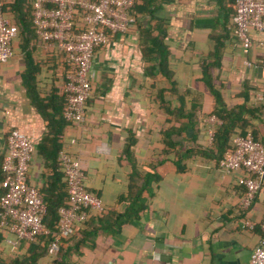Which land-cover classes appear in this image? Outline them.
Returning <instances> with one entry per match:
<instances>
[{
    "label": "crops",
    "instance_id": "obj_1",
    "mask_svg": "<svg viewBox=\"0 0 264 264\" xmlns=\"http://www.w3.org/2000/svg\"><path fill=\"white\" fill-rule=\"evenodd\" d=\"M234 1L136 0L135 23L126 32L109 33L107 43L94 50L85 119L65 128L66 133L61 131L65 149L78 158L86 187L98 194L104 207L115 211L123 207L117 197L126 192L129 172L121 151L127 129L135 137L132 150L138 165L153 164L159 178L137 218L117 233L98 231L92 244L86 242L70 254L68 264H251L250 252L264 237L259 228L264 220V183L245 214L252 228H240L244 214L238 207L236 177L241 171L221 173L212 160L197 154L176 170L173 152L161 151L159 135L169 115L157 95L172 98L168 82L156 70L161 54L174 90L178 94L188 90L199 112H208L211 103L200 81L201 63H215L210 68L215 87L228 105H245L247 128L264 144V70L254 65L264 61V32L252 30L250 47L242 52L231 33ZM160 31L164 48L157 50L150 38ZM20 42L17 33L9 59L0 63V160L7 131L17 128L34 144L27 178L39 185L49 170L37 144L53 133L47 116L51 95L61 93L62 59L35 37L29 42L37 66L36 99L21 78L26 65ZM171 104L177 101L172 98ZM7 251L3 245L1 256Z\"/></svg>",
    "mask_w": 264,
    "mask_h": 264
},
{
    "label": "built area",
    "instance_id": "obj_2",
    "mask_svg": "<svg viewBox=\"0 0 264 264\" xmlns=\"http://www.w3.org/2000/svg\"><path fill=\"white\" fill-rule=\"evenodd\" d=\"M134 0H31V23L38 39L62 54L68 65L62 85L64 106L62 117L79 125L84 122V107L90 95L89 69L94 50L109 40V33L126 32L136 21L130 12ZM80 13L78 26L72 27V15ZM252 30L264 32V0H235L231 15V33L243 53L251 44ZM17 34L16 26L1 10L0 0V63L11 55V41ZM244 64H249L246 59ZM264 70V61L254 64ZM261 94L258 95L260 99ZM207 144L221 119L213 113L200 118ZM73 138L69 139L72 143ZM231 150L217 161V170L229 174L240 170L236 183L242 187L238 207L244 214L239 219L240 228H252L246 217L251 202L264 183V144L250 133H232ZM34 151L30 138L10 128L5 136V148L0 160L2 179L0 186V230L3 241L13 248L19 239L33 240L47 233L42 222L45 204L38 185L27 178L28 164ZM56 161L66 187L67 205L57 210L56 236L47 245L48 254L55 255L58 238L69 236L83 222L89 212L104 209L100 197L89 191L83 181V171L77 157L65 148L57 151ZM264 234V220L259 223ZM251 264H264V237L250 252Z\"/></svg>",
    "mask_w": 264,
    "mask_h": 264
},
{
    "label": "trees",
    "instance_id": "obj_3",
    "mask_svg": "<svg viewBox=\"0 0 264 264\" xmlns=\"http://www.w3.org/2000/svg\"><path fill=\"white\" fill-rule=\"evenodd\" d=\"M30 2L31 0H1V10L17 28V33L21 40L19 48L22 49L26 65L21 78L25 80V88L29 92L34 93L37 99L33 78L37 71V66L31 58V45L29 42L33 37L36 39L38 37L31 23ZM132 6L130 12L134 14ZM79 15L78 10H75L72 15L73 28L78 26ZM162 36L163 32L160 31L159 35L150 38L153 44H158L157 50H161L163 47L161 44ZM54 55L56 58L62 59L63 70L61 77L63 85L68 65L63 61L62 54L55 51ZM214 65L215 63H201L200 81L203 82L211 97L210 109L205 113L198 111L199 104L188 95V90H185L183 94L176 93L174 90L175 82L164 56L160 54L155 64L156 70L169 84V95L177 101L176 105L171 104L172 98H163L161 92L157 95L159 104L169 115L168 125L159 130L161 151L163 153H167L168 151L173 152L174 158L172 162L176 170H182L184 160L195 154L212 160L216 166L218 159L225 152L231 150L229 139L232 133L245 134L248 132L255 139H258L252 130L247 128L248 122L243 115L247 110L245 105L243 103L228 105L221 92L215 87L210 72V68ZM60 92V94L51 95L49 100L51 112L47 116V121L49 125L53 126V133L43 137L37 144V153L42 157L44 165L49 170L43 176V181L38 185V191L45 204V214L43 215L42 222L45 228L48 229V232L36 235L33 240L19 239L16 241L15 246L10 248L4 243L3 232L0 230V264H68L70 254L78 252V247L86 244V242L92 244L98 231L110 234L117 233L123 224L137 218L140 212L145 209L147 199L152 194V183L156 182L159 178L153 171V164L147 163L141 167L138 165L132 150L135 137L133 136V132L127 129L128 135L121 151L129 164V172L127 173L126 192L117 197V202L122 204L123 207L117 211L104 207L100 212H89L87 218L69 236L58 238V250L56 254H48L47 245L56 236L57 232V210L60 206L67 205L66 187L63 175L56 161L57 151L61 148H66V142L61 139L60 134L63 129L75 126V124L62 117L61 113L64 106L62 87ZM210 113L218 116L221 119V123L215 128L211 143L207 144L203 131L204 127L200 118ZM188 129L192 131L191 134L189 136L182 135V132L186 133ZM64 132L66 133L67 130ZM1 179L2 173L0 171V181ZM87 189L98 195L95 191ZM241 192L242 187L240 186V194ZM2 193L3 189L0 186V194ZM3 245L7 246L8 251L6 255L1 256Z\"/></svg>",
    "mask_w": 264,
    "mask_h": 264
}]
</instances>
